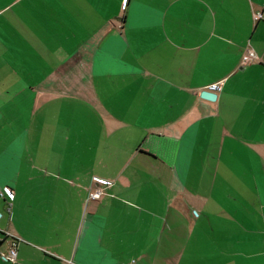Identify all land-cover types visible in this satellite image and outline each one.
Masks as SVG:
<instances>
[{"label": "crops", "instance_id": "1", "mask_svg": "<svg viewBox=\"0 0 264 264\" xmlns=\"http://www.w3.org/2000/svg\"><path fill=\"white\" fill-rule=\"evenodd\" d=\"M6 187L0 264H264V0H0Z\"/></svg>", "mask_w": 264, "mask_h": 264}, {"label": "rangeland", "instance_id": "2", "mask_svg": "<svg viewBox=\"0 0 264 264\" xmlns=\"http://www.w3.org/2000/svg\"><path fill=\"white\" fill-rule=\"evenodd\" d=\"M81 126V124L79 125ZM115 168H107L105 170L107 178L105 179V183L107 185V198L104 201V206L107 209L114 208L116 206H120V202L129 204V205H136L135 204V196H137L140 192L143 190L147 189L146 184H135L133 186H127L122 184L120 176L116 179L114 177V173L112 172ZM131 170V168H128L127 171ZM126 174V173H125ZM130 178V176H129ZM123 185V187H122ZM189 185V184H188ZM194 187V185H192ZM150 190V188H149ZM188 190H192V188H188ZM194 191V189L192 190ZM116 198V199H115ZM115 199V200H114ZM161 201V200H160ZM139 206L145 207V206H157V204H150L147 203L146 201H139L136 202ZM179 216L176 215V218ZM108 218L110 219L111 222H113L114 215H108ZM189 221V218H187Z\"/></svg>", "mask_w": 264, "mask_h": 264}, {"label": "built area", "instance_id": "3", "mask_svg": "<svg viewBox=\"0 0 264 264\" xmlns=\"http://www.w3.org/2000/svg\"><path fill=\"white\" fill-rule=\"evenodd\" d=\"M261 16H262V14L260 11L253 13L254 20H258L259 18H261ZM257 58H258V56L254 52V50L251 47H246V50H245L244 54L242 55V62L244 64H246V63L253 61ZM221 86H222V82H218V83L210 85L209 88H207V89L215 92V91L220 90ZM101 194H102V190L96 189V190L90 192L89 199L97 200L100 198ZM0 196L1 197L7 196L8 198H11L12 197V190L8 187L1 189L0 190ZM20 241H21L20 238H15V237L12 238L11 246H10L7 254L4 255V258L6 260H8L10 262L15 261L16 255H17L18 244Z\"/></svg>", "mask_w": 264, "mask_h": 264}, {"label": "water", "instance_id": "4", "mask_svg": "<svg viewBox=\"0 0 264 264\" xmlns=\"http://www.w3.org/2000/svg\"><path fill=\"white\" fill-rule=\"evenodd\" d=\"M200 97L209 101H214L216 99V93L211 90H202L200 92Z\"/></svg>", "mask_w": 264, "mask_h": 264}]
</instances>
